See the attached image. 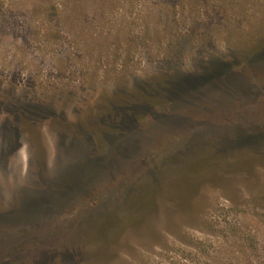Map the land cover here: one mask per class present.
<instances>
[{"label":"rangeland","instance_id":"rangeland-1","mask_svg":"<svg viewBox=\"0 0 264 264\" xmlns=\"http://www.w3.org/2000/svg\"><path fill=\"white\" fill-rule=\"evenodd\" d=\"M75 5L0 0V264H264V0Z\"/></svg>","mask_w":264,"mask_h":264},{"label":"trees","instance_id":"trees-1","mask_svg":"<svg viewBox=\"0 0 264 264\" xmlns=\"http://www.w3.org/2000/svg\"><path fill=\"white\" fill-rule=\"evenodd\" d=\"M74 3V7L77 6L75 5L78 1L80 3H89L94 5L95 8V17L101 16L102 18H104L106 16V13L108 11V9L110 7L116 6L119 2H126L128 3L131 7H145L148 4H152V5H161V3H167L168 1L171 2V4H173V6L171 7L173 9L172 12L169 13L170 17H172V19L174 21H176L179 17H181L183 14H180L177 9L178 7H193L196 8V3L199 0H72ZM184 10V9H182ZM98 12L100 14H98ZM193 16V15H192Z\"/></svg>","mask_w":264,"mask_h":264}]
</instances>
